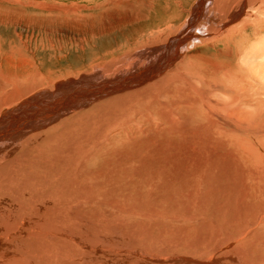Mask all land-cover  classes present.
<instances>
[{"label":"rangeland","instance_id":"rangeland-1","mask_svg":"<svg viewBox=\"0 0 264 264\" xmlns=\"http://www.w3.org/2000/svg\"><path fill=\"white\" fill-rule=\"evenodd\" d=\"M162 1L163 0H0V74L2 77L4 76L6 78L10 77L11 79H15L14 82L18 85H22L26 82L25 79H28L29 83H26L28 84V86H33V83L35 82L38 85L41 84L42 88H50V86L52 87V85L55 84L53 82L64 83L68 80L78 79L79 77L81 78V76H91L92 79H94L99 77L96 76L98 72H102L103 75L105 74L107 78H104L105 80L102 78L100 80H97L96 82H78V86L81 90L80 93L89 94L95 88L97 89L98 86H105L108 81H110L108 80V77L110 75V79H114L115 74L119 70L123 69L120 65L124 64L123 67H125L126 65L128 66L129 64H131L128 67H132L133 63H135L132 60L138 57V55L135 54L136 52H143V50L146 51L153 45L168 42V38L171 34L175 35L178 32L179 28L181 30L185 29L186 24L190 23L191 20L193 27L195 28L191 30V33L195 35L197 34L198 37H204L202 35H204L205 33L204 28L199 25L200 22L201 24L203 22V25L206 22V24H208L209 26L211 25V27H215L219 30L221 29L222 31L224 30L223 28L225 26L228 27L233 25V27L235 26V29L233 30V35L231 34L232 37L231 35L225 36V38H222V41L219 40L214 44L210 43L211 45L207 44L206 42L200 41V38L191 39L186 40L184 45L179 47V52L180 54H182L181 56H183V53L184 56L189 54L190 56L193 55V59H187L184 61L185 63L183 62L181 64L184 70H178L177 74L175 72V75L177 77L180 78L181 76H185L187 74L186 78L192 77V79L195 81L193 77L198 76L200 72L204 71L203 73L207 72V77H205L208 79V82L212 83V81H214L212 84L210 83L211 85L209 84V86L215 87V84H217L218 88H223V93H221V91L217 94L212 93V95L208 91V87L206 88L208 82L207 84L205 83V89L207 90L206 95L202 93V98L195 97L197 105L196 108L199 110L201 109L202 112H193L192 116L188 112H185L187 114L183 118V123H180V125H183L185 128H187L186 130L188 133L189 131H193L194 129L195 132L200 128H211L213 124L214 125L212 128H220L221 126V128L226 129H229V125L243 128L246 127L245 124H249L250 126H252V132L250 133L251 135H243V139H236L233 142L224 141L223 137L222 140H215L217 142L219 141V143L214 142L213 146L215 143L216 145H219L218 148L221 146V150L214 146V149L219 151L217 152L215 150V152L217 153H209L206 150L204 151V147H202L203 145L200 143L201 147H199L200 144L197 143L198 141L194 140L196 142L194 144V141L191 140L193 144H190V141H188L190 139H183L184 137L181 136L175 137V140H172L173 145L171 146L173 147V150H171V152H168L170 154V160L165 156L161 157L162 163H166V165L161 167V177L163 179L162 183L159 182V184L156 186L161 187V185H164L163 188H155V190L152 191L153 187H151L147 181H145V183L142 182L137 188L133 187L127 189L125 193L126 195L129 192L131 193L132 189H136V193L132 192V194H129L130 199H127L128 201H123L122 197L121 199H119V197L114 194L117 193V195H119L120 193L118 194V192L107 191L106 195H108V193L109 195L106 197L110 198H108L109 200H107L106 198V200L109 204H113H111V206H108L109 204H107V208L109 211L108 214L109 216H112V219H110L111 217L106 214L107 210L104 211L105 214H100L99 211L102 210L101 208V210L97 209L98 211L94 209L96 202H93V210H96V212L94 211V213L92 210L94 215L87 214V217L86 214H84L85 216L81 214V216L86 219L84 220L82 218L84 222H81L82 219L78 218L80 219L79 222L78 220L77 223L75 221L76 224L73 223V225H75L73 227V225L65 224V220L60 221L61 232L59 236H61L62 238H59L61 242L58 241V244L54 245L56 247H48L43 242V239L40 236L28 235L27 239H24L26 238V235L19 236L21 237V241L18 240V237H16L19 242H17V240L13 241L12 239V241L16 245L10 241L8 242V239H5L4 236H2L5 240L3 241L4 243H0L1 264H4L5 261L7 262H5L6 264H257L254 263V261H258L254 260L256 256H252L253 254H251L248 249H241V252L243 253H239L240 248L236 247V244H234L231 240L232 236L234 235L232 233L234 232L238 234L240 229L242 228H239V230L237 231L236 229H230L226 226V220H224L225 218L223 217L227 215V210H221L223 206H225L223 208H226V204L223 201L224 199L221 197H224L225 191L229 192V185H236V187L239 186L238 188H240L241 183H243V185L245 186V193L247 194L249 192L247 194L248 196L249 194H253L258 187L256 185V182L254 183V175L256 172L261 171L264 167V72L261 71V73H263V80H261V78L259 79V76L261 77V73L259 70L264 69V59L262 60L260 57H258V55L261 54L260 52L264 53V0H247V3H245V1L243 2L242 0H203V2L202 0H169V6L167 7L165 15L163 17L162 15L158 16L157 19L155 14L159 9L162 10ZM241 1L243 2L242 6H240ZM239 7L245 10L246 15L235 19L236 22L235 20H229V17H233L235 14H237L235 12L238 11L237 9ZM194 11H197L196 14ZM194 20L195 22H193ZM236 23L237 25H235ZM240 27L243 29V31ZM229 37L231 38L229 39ZM233 37H236V39H234ZM176 38L178 39V36L173 37V39L169 41L170 45L168 44L166 46L167 51L163 50L162 47L152 49L149 52L151 54L149 56L150 60L149 57H147V59L143 61L146 62L144 63L146 64V66L145 68L141 69L142 71L139 73L141 75L145 73L150 67L149 64L151 62L154 64L158 62L159 59H165L168 54L167 52L169 50V47H173L176 44L174 41L176 40ZM172 44L174 45L172 46ZM194 45L195 47H193ZM255 46L258 49L257 51ZM172 49L173 48H171V50ZM251 50L253 51L252 53H257V56H253L254 58H250L251 60H256H252V62H257L253 65L249 64L252 62L250 59H248V55L251 54L248 51L251 52ZM188 51L191 52L188 53ZM181 56L178 57L177 61L180 60V58L184 57ZM242 56L246 59V61H243L244 58H242ZM238 59H242V62H240ZM119 61H121L120 64H118ZM238 62L240 64H238ZM246 62L249 63L247 64ZM218 63L222 64L223 67ZM184 65L186 67L188 66L189 68L187 67L186 69ZM211 65L214 71H229L228 74L230 72L233 74L232 75L230 73L231 77L237 75L236 78H231L232 80H235L233 81L234 84H232L233 82H229L223 86V80L220 81L219 77H215V79L212 75L209 74L210 71L213 72ZM238 65L239 67L237 68ZM252 66L257 67L255 68V70H250L249 68ZM231 67L233 70L231 69ZM130 70L129 72H126L129 74H127L128 76H130L133 72ZM125 74H122L121 76L126 77L127 75ZM211 76L212 79L214 78L213 80L210 79ZM236 82H238V84L241 83L239 84L240 86ZM195 83L197 86L199 85L201 89H204L203 86H201L202 82L201 84L199 82ZM238 87L239 89H237ZM42 88L40 87L37 89ZM47 90L48 89H44L41 91L44 92ZM49 94H51L50 98H55V95H58L59 91H55L54 93ZM67 95L69 94L67 93ZM36 97L37 96L31 97L29 100V104L28 102L27 104L31 105L35 101L49 100L47 98L38 99V97ZM58 98H60V96ZM199 102L202 104L201 106ZM209 103L213 104L214 107L208 105ZM226 105L229 107L232 106L231 110H234L236 112V116L234 117V119H225L226 116L222 117L223 114L218 113V107L222 106L223 109L224 107H226ZM25 106L23 107V110L26 108ZM197 109L195 111H198ZM16 111L18 110L12 112L16 113ZM244 112L246 114H244ZM31 113L34 114L35 112H31V110L29 112L26 111V114ZM36 113H38V111H36ZM69 113L68 115H70ZM248 113H251V116L249 115L248 118H245L247 117L245 115H248ZM252 113L253 115H256L255 118L252 117ZM175 117L179 118L180 116L175 115L174 118ZM177 118L175 119L178 120ZM146 122L147 123H145V125H148V128H151V130L146 128L144 122L135 123V127L139 125V128L140 125H142V127L145 128H139L143 129V131H141V135L137 134V141L147 135H149V137H157L159 135L158 137L160 138L159 133L163 131V136H161V138L165 139L166 136L167 141L168 134L166 133L165 126L162 122H158L155 119L154 121L153 119H151V122L149 121L150 123L148 121ZM191 122L194 123V125L191 124ZM12 126H14L13 123L10 125L9 130H4L5 132L3 133V135H5V133L9 131L14 132L15 129H10ZM161 127L164 130H161ZM158 129H160V132ZM146 131H149L151 135ZM257 133L258 135L262 136L258 137ZM109 137L110 136H107L108 139H106V141L104 140L105 137L104 139L102 138L103 140L101 139L100 142L108 143ZM178 137H181L180 139H182H179L180 142L178 140ZM224 138L225 140H228L226 137ZM187 146H189L191 150H188L189 147ZM195 150L198 151L196 152ZM117 151L124 152L126 150L117 149ZM192 151H195V154ZM200 152L203 154H201ZM208 154H210V156ZM6 155H8V153H6ZM203 155L205 157L204 159ZM205 155H207L208 158H206ZM185 157L186 159H184ZM4 158L7 159L6 157ZM208 159H210V161ZM205 160L207 163H205ZM216 163H218L219 165ZM200 166H202V168ZM222 166L233 167V169H230L234 171L238 170V175L233 176L230 174L229 182L221 181V179L219 178V170L221 172L223 170L217 168ZM211 167L213 169H210ZM146 172L147 170H145V173ZM203 172L205 174H203ZM198 173L201 176L202 174L204 175L201 177V180L203 178L205 182L203 180V183L197 181ZM214 175L217 176V179L214 177ZM212 177L215 179H212ZM208 178H210L212 182H214V184H211L210 188L208 187L206 182ZM191 181H194V183ZM170 182L174 184L173 188H170ZM91 185L93 186V184ZM208 190H212L213 194H209ZM221 192L223 193V195ZM94 193L96 194V192ZM92 195L93 196L91 197L93 198V201L104 199L100 198L99 196H97L99 197L97 198L94 194ZM100 196H102V194H100ZM154 198L157 199L155 200ZM117 199L121 201L119 202L117 201ZM135 201H138L139 203L141 202V207L143 206V208H137L139 212H133L135 214L131 212V214L129 212L128 214H126V209L130 211L129 207V209L126 208L127 205L136 206ZM119 203H122L124 205ZM180 204H183L182 207L184 206V210L183 208H180ZM115 206H118L117 209ZM111 207L114 208L111 209ZM151 208L162 210H158L159 213H156L157 215L153 217L154 221H152V218L151 220H147L145 215L142 214L145 213L146 210L149 211V209ZM209 208H213L214 210H210ZM120 209L123 211V213ZM182 210L183 212H181ZM166 211L170 212L171 215L168 214L167 216L166 214H164L166 213ZM186 211L189 212V215H186L187 213L184 215V212ZM97 212L99 215H96ZM118 212L119 215H117ZM136 212H141L140 217L142 218L143 216L144 218H146L145 221L143 218L140 219L139 215L136 216ZM161 212L163 214H161ZM213 212L215 216L213 215ZM201 213L203 216H200ZM103 215H107L109 218L107 216H104L103 218ZM124 215H126V217ZM182 215L184 216V218H182ZM208 215H211L212 218H209ZM219 215L220 217L221 215H224L222 217L223 219L220 218ZM89 216H95L94 218L99 219L97 220V222L94 221L95 223H92L93 220L96 219L92 218V220L91 217L88 218ZM133 216L136 217L132 218ZM169 216H177L179 218V222L169 223L170 220H167ZM204 216L207 219L204 218ZM196 217L199 218L197 219ZM102 218L105 221L102 220ZM126 218H128L129 221ZM195 218L196 222L200 220L198 221V223L201 225L197 226ZM89 219L92 221H90ZM216 219H218V222L216 221ZM113 220L115 221V224ZM136 220L138 221V223ZM87 221L91 223H87ZM134 221L137 223V225H135ZM219 221L220 223L221 221L223 222L221 223L222 225H218ZM44 222H46L48 225L51 224L47 220H45ZM104 222L105 224L107 222L108 224L113 225L106 224L105 227L103 226L104 228H102V226L100 225H104ZM192 222H194V225ZM184 223L186 225L188 223V225H191L192 227L198 229L190 227L191 229H187L188 231L184 229L185 231L182 230L181 233L182 227L180 226V224L183 225ZM85 224H87V226H85ZM139 224H141L142 226H140ZM223 224H225L224 227H227L229 229H224L223 227L222 230L221 227L223 226ZM79 225L81 228H79ZM95 225L99 226L100 228L98 227V229L96 230L97 226ZM133 226H135L134 229ZM143 227L144 229H141ZM76 228L79 229L76 230ZM203 228H206L207 230H202ZM213 228L216 230H213ZM81 229L83 230L82 233ZM118 229L121 230L118 231ZM244 229L246 230L247 228L244 227ZM179 230L180 233H178ZM228 230H230V232H228ZM69 231L70 235L69 237H67ZM78 231L80 232L78 233ZM194 231L196 232L195 234ZM202 231L205 232L202 233ZM214 231H216L217 235ZM221 231L224 232L221 233ZM64 232L65 234L67 232V236L64 234ZM74 232L77 235L74 234ZM208 232L210 233V235L208 236L209 238L206 237L209 234ZM83 233L85 234V236L83 235ZM192 233L196 236H191ZM197 233H199L200 237H197ZM212 233L213 235H211ZM225 233L226 237L224 238ZM61 234H64L63 236L66 239H64ZM220 234L221 236H219ZM203 235H205V238L203 237ZM228 235L230 238H228ZM189 236L190 239L188 238ZM234 236H236V234ZM87 238H89V240ZM22 240H25L26 242L24 243ZM49 242H51V240L47 241V244L51 246ZM21 243H23L24 246ZM231 244L233 246L235 245L234 251L232 250L233 246ZM27 245H29V248L26 247ZM31 247L33 248L31 249ZM32 250L35 251L32 252ZM246 251L248 253H246ZM251 251L254 252V250ZM58 252L60 253V257H58ZM52 256L54 258H51ZM41 258L42 260H40Z\"/></svg>","mask_w":264,"mask_h":264},{"label":"bare ground","instance_id":"bare-ground-1","mask_svg":"<svg viewBox=\"0 0 264 264\" xmlns=\"http://www.w3.org/2000/svg\"><path fill=\"white\" fill-rule=\"evenodd\" d=\"M242 1L243 2L245 1V3H247L246 2L247 0H242ZM242 1L240 2V6H242V3H243ZM168 2H169V0H163L162 1V4H161L162 10L159 9L155 14L157 19H158V16L162 15V17H163L165 15L167 7L169 6ZM202 2H203V0H202ZM215 5H216V2H215ZM237 10L238 11L235 12L237 14H235L233 17H229V20L234 21L235 19H238V18L246 15L245 10L243 8L239 7ZM194 12L196 14L197 11H194ZM192 19H194V18H192ZM201 20H203V19H201ZM167 21H170V20H167ZM185 21H184V24H185ZM197 21H199V20H197ZM193 22H195V20ZM235 22H236V20H235ZM167 23H169V22H167ZM167 23H165V24H167ZM198 23H196V24H198ZM199 25L201 27H203L205 30L204 35H202L204 37H198L197 34L195 35V34L191 33V30L195 29L193 27L192 20H191L190 23L186 24L185 29L181 30L179 28L178 32L176 31L177 33L175 35L171 34L170 37L168 36L169 37L168 42L153 45V46L149 47L148 50H146V51L143 50V52H136L135 54H137L138 57H136L135 59L132 60L133 62H135V63H133L132 67H130V68L128 67L131 64H129L128 66L126 65L125 67H123L124 64L120 65V66H122L123 69L119 70L115 74L114 79H110L111 78V75H110L108 77V80H110V81H108V83L105 86L104 85L98 86L97 89L95 88L89 94L80 93L81 90L78 86V82L79 81L96 82L97 80H100L102 78L107 79L105 74L103 75L102 72L101 73L98 72V74L96 76H99V77L94 78V79H92L91 76L90 77L81 76V78L79 77L78 79L68 80L64 83L63 82L62 83L53 82L55 84H53L52 87L50 86V88H46V87L42 88L41 84L38 85L35 82L33 83V86H31V85L28 86V84H26V83H29L28 79H25L26 82L23 81L25 83H23L22 85H18L14 82L15 79H11L10 77L6 78L4 76L2 77L0 74V243H4L3 241L5 239H8V242L10 241V242L14 243L13 241L17 240L16 237H18V240H20L21 237H19V236L26 235V238H24V239H27L28 235H34V236H40L43 239V242L48 247H56L54 245L58 244V241H60L59 238L61 237V236H59L60 232H61V229H60V221L61 220H65V224L73 225V223L74 224L77 223V220L79 222V220L83 218L81 216V214H83V216H85L84 214H86V217H87V214H93L94 215L96 210L100 209V208L102 209V210L100 209L101 211H99L100 214L101 213L103 214L104 211L107 210L106 214L109 216V214H108L109 211L107 208V204H109V203L107 200H109L108 198H110V197H106L109 195V193H108V195H106L107 191L108 192H111V191L118 192V194L120 193L119 195H117V193H114V194L117 197H119V199H121V197H122L123 201H128L127 199H130L129 194H132V192H135L136 189H132L131 190L132 192L131 193L129 192L126 195L125 193H126L127 189L133 188V187L137 188L139 186V184H141L142 182L145 183V181H147L149 183V185L151 187H153L152 191H154L155 188H157V189L161 188V187L163 188L164 185H161V187L156 186L159 184V182L162 183L163 179L161 177L162 176V172H161L162 168L161 167L166 165V163H162L161 157L165 156L170 160V154L168 152H171V150H173L172 149L173 147H171L173 145L172 140H175L174 138L177 136L184 137L183 139H190V140H188V141H190V144L191 143L193 144V142H191V140L198 141L197 143H199V144L201 143L203 145L202 147H204L203 148L204 151L206 150L209 153H217L219 151L214 149L215 148L214 146H216L218 148L219 145L218 144L216 145V143H215L213 146V143L217 142L215 140H217V139L222 140V137H223L224 141L233 142L236 139H243V135L247 136L252 132V130H251L252 126H250L249 124L248 125L245 124L246 127H243V128L229 125V127H228L229 129L221 128V126H220V128L219 127L212 128L214 125L213 124L211 128H209V127L208 128L206 127L207 129L206 128L205 129L200 128V129L196 130L195 132H194V130H195L194 129L193 131H189L188 133L186 130L187 128H185L183 125H180V123H183V118L187 114L185 112H188L191 116L193 115V112L194 113H197V112L201 113L202 112L201 109L199 110L196 108L197 105H196L195 97H199V98L201 97L202 98V95H201L202 93H204L206 95L207 90L205 89V86L208 82V79L206 78L207 72L203 73L204 71H202V72L199 71L200 73L198 74V76H195L196 78L193 77L195 79V81L192 79V77L186 78L187 74L185 76H181L180 78L175 75V72L177 74L178 70L183 69L182 68L183 66L181 64L185 60L190 59V58L193 59L192 58L193 55L190 56L189 54H187L184 56V53H183L184 57L181 56L182 54H180V52H179V47L184 45L186 40L199 39V38H200L199 40L202 42H206L207 44H210V43L214 44V43L218 42L219 40L222 41V38L223 37L225 38V36H230L231 34L233 35V32H234L233 30L235 29V26L233 27V25L228 26V27L225 26L226 28L224 27L223 31L221 29L219 30L215 27H211V25L209 26L208 24H206V22L204 23V25H203V22H202V24L200 22ZM235 25H237V23ZM243 26H248V25H243ZM242 31H243V29H242ZM238 33H239V31H238ZM232 35H231V37H232ZM175 36H178V39L176 38V40H174L176 44L174 43L175 45L172 44V46L174 45L173 47H169V50L167 52L168 54L165 57V59L164 58L159 59V60L156 59V60H158V62H156L154 64L151 62L152 64L151 63L149 64L150 67L148 68V70L141 75L139 72L142 71L141 69L145 68L146 64H144V63H146V62H143V61H145L147 59V57H149L151 55L149 52L152 49L157 48V47H162L163 50H166V48H167L166 46L169 44V41L172 40L173 37H175ZM205 37L207 40L205 39ZM231 37H229V39ZM160 38H162V37H160ZM234 39H236V37ZM193 47H195V45ZM171 48H173V49L171 50ZM249 48H251V47H249ZM255 48H256V46H255ZM196 49H197V47H196ZM252 50H251V52L248 51L249 53H251L248 55V57H249V58L247 57L248 59L252 58L253 56H257V53L256 52L252 53L253 52ZM257 50L258 49L256 48V51ZM190 52L188 51V53H190ZM193 53H194V50H193ZM260 53L261 54H259L258 57H260L263 60L264 59V53L263 52H260ZM242 55H244V54H242ZM250 55H252V56H250ZM180 56L183 58H180V60L177 61L178 57H180ZM239 57H241V56H239ZM157 58H160V57H157ZM242 58H244V57L242 56ZM149 60H150V57H149ZM241 60H239V61L242 62ZM250 60H247V61H250ZM252 60H251V62H252ZM243 61H246V59L244 58ZM253 61H256V60L254 59ZM120 63H121V61H119L118 64H120ZM243 63H245V62H243ZM246 63L248 64L249 62H246ZM254 63H257V62H252L249 64L253 65ZM238 64H240V63L238 62ZM185 65H184V67H186ZM219 65H222V64H219ZM241 66H242V64H241ZM187 67H186V69H187ZM191 67H193V66H191ZM222 67H223V65H222ZM238 67H239V65L237 66V68ZM256 67L257 66H252L249 69L255 70ZM131 68H133V69H131ZM211 68H212V65H211ZM231 69H232V67H231ZM243 69H244V67H243ZM129 70L133 71L132 72L133 74L130 72L131 73L130 76H128L129 74L126 73V72H129ZM259 71H260V73H261V71L264 72V69L259 70ZM210 72H209V74L212 75L214 78L219 77L220 81L221 80L224 81V83L222 82L223 86L226 83L235 81L232 79L236 78V76H237L236 75L234 77H231L230 76L231 72L228 74L229 71L228 72L217 71V70L214 71V69H213V72H211V73ZM122 74H125V75L128 74V75L125 77V76H121ZM262 74L263 73L260 74L261 77L259 76V79L261 78V80H263ZM212 76L210 79H212ZM208 78H209V76H208ZM237 79H238V77H237ZM246 79H247V77H246ZM47 82H49V81H47ZM195 82H199L200 84L202 82L201 86H203L204 89H201V87L198 85L200 87L199 88ZM213 82L214 81H212V83ZM246 82H247V80H246ZM199 83H197V84H199ZM210 83L211 82H208V85L206 86V88L208 87L207 89L211 94L212 93L217 94V93L222 91L223 88H218L217 84H215L216 85L215 87L209 86ZM236 83L238 84V82H236ZM232 84H234V82ZM239 84H241V83H239ZM40 87L42 89H37ZM44 89H48L49 91L47 90L48 92L47 91L42 92L41 90H44ZM237 89H239V87ZM55 91H59V94L55 95L56 96L55 98H50L51 94H49V93H54ZM67 93L69 95H67ZM221 93H223V91ZM65 95H67V96H65ZM34 96H37L38 99H40V98L46 99L47 98L49 100L48 101H45V100L35 101L31 105H28L30 98L34 97ZM59 96H60V98H58ZM27 102H28V104H27ZM210 103H212V102H210ZM210 103L208 105L214 107V105L210 104ZM199 104H200V106L202 105L200 102H199ZM24 106L26 108L23 110ZM196 109L198 111H195ZM231 109H232V106L229 107L226 105V107H224L223 109H222V106H220V107H218V113L223 114L222 117L226 116L225 119L226 118H229V119L233 118L234 119V117L236 116L235 115L236 112L234 110H231ZM15 110H18V111H16V113L12 112ZM30 110H31V112H35V113L34 114H32V113L26 114V111L29 112ZM76 110H78V111H76ZM36 111H38V113H36ZM41 111H43V112H41ZM73 111H75V112H73ZM205 111H206V109H205ZM69 112H71V113H69ZM11 113H13V114H11ZM68 113L70 115H68ZM244 114H246V113L244 112ZM175 115H177V116L179 115L181 117V118L179 117L180 119L175 117L179 121L174 118ZM241 115H242V113H241ZM249 115L251 116V113H248V115H245V116H247L245 118H248ZM252 115H253V113H252ZM255 116L256 115L254 114L252 117L255 118ZM243 118H244V116H243ZM151 119H153V121L155 119L156 121L162 122L164 124L165 129H166V133L168 134L167 135L168 136L167 141H166V136H165V139L161 138V136H163L164 131L161 132L162 135H161V133H159L160 138L158 137L159 135L157 136L158 138L155 136L149 137V135H147L144 138H141L139 141H137V139H136L137 134L141 135V133H142L141 131H143V129H145V128H143L142 125H140V127L143 129H139L140 128V127L138 128L139 125H137L135 127V123L144 122V125H145V123H147L146 121L151 122ZM247 120H249V119H247ZM12 123L14 124V126H12L10 129H15L14 132L9 131V132L5 133V135H3V133L5 132L4 130H9V127ZM191 124L194 125V123H192V122H191ZM226 125H227V123H226ZM195 126H196V124H195ZM146 128H148V125L146 126ZM155 128H156V126H155ZM148 129L151 130V128H148ZM158 130L160 132V129H158ZM161 130H164V129H162V127H161ZM149 131L148 132L146 131V132L151 135V133ZM259 133H260V131H259ZM257 135H258V133H257ZM107 136H110L109 141H111V142H109V141H108V143L100 142L102 138L104 139V137H105L104 140L106 141V139H108ZM260 136H262V135H258V137H260ZM181 137H178V140ZM224 137H226L228 140H225ZM180 140H182V139H180ZM180 140H179V142H180ZM195 141H194V144L196 143ZM217 143H219V141ZM201 144L199 147H201ZM189 146H187V147H189ZM187 147H186V149H187ZM220 147L218 148L219 150H221ZM117 149H121V150L125 149L126 151L121 152V151H117ZM189 149H190V147L188 148V150ZM215 150L217 152H215ZM195 151L197 152L198 150H195ZM195 151H192V152H194V154H195ZM6 153H8V155H6ZM244 153H245V151H244ZM201 154H203V153H201ZM208 155L210 156V154H208ZM3 156L6 158L8 156L9 157L7 159H5ZM183 156H184V154H183ZM199 156H202V155H199ZM205 156H206V158H208L207 155H205ZM204 158L205 157L203 155V159ZM178 159H179V157H178ZM184 159H186V157ZM208 160L210 161V159H208ZM205 163H207L206 160H205ZM218 163H220V162H218ZM218 163H216V164H218ZM199 164H200V162H199ZM212 164H213V162H212ZM210 165H211V163H210ZM225 165H223V166H225ZM223 166L217 168V169L223 170L222 172L219 170V172H220L219 178L221 179V181L229 182L230 174L233 176L238 175L237 174L238 170L234 171V170H232L233 167H229V166L223 167ZM200 167L202 168V166H200ZM230 168H232V169H230ZM263 168L261 171L256 172L254 175V178H253L254 183L256 182V185L258 187L256 188V191L253 194H249V196H248L247 194L249 192L247 194L245 193V186L243 185V183L240 184V188H238L239 186L236 187V185H234V186L229 185V192L225 191L224 197H221L224 199L223 201L226 204V208H223L225 206L222 207L223 209L220 207L222 211L227 210L226 211L227 215L226 216L223 215L224 217L222 215L220 217V215H219L220 218H222V217L225 218L224 219V220H226L225 224L230 229L231 228L236 229L237 231L239 230V228L243 229V231H242V229H240L238 234L231 232L234 235L236 234V236H234V235L232 236L231 240L233 241L234 244H236V247L240 248L239 253L241 252V249L242 250L248 249V251L251 254H253L252 256H256V258L254 260H258V261H254V263H257V264H264V213H263L264 212V169ZM210 169H213V168L211 167ZM145 170H147L146 173H145ZM216 171H218V170H216ZM226 172H227V174H226ZM203 174H205V173L203 172ZM203 174H202V176H204ZM202 176L198 173V176H197L198 182L203 183L202 182L203 178L201 180ZM214 177L217 179V176L214 175ZM215 178L212 177V179H215ZM227 178H228V180H227ZM216 181H218V180H216ZM191 182L194 183V181H191ZM206 182H207V185L209 188L211 187V184H214V182H212V180L210 178H208L206 180ZM218 182H220V181H218ZM237 183H239V182H237ZM91 184H93V186ZM173 185H174L173 183H171V182L169 183L170 188H173ZM138 189H140V188H138ZM94 192H96V194ZM208 193L213 194L212 190H208ZM92 194H94L95 197L99 196L100 198H104L105 200L104 199H98V201H93L92 200L93 198L91 197V196H93ZM100 194H102V196H100ZM209 194H206V195H209ZM222 195H223V193H222ZM164 196H163V198H164ZM99 197H97V198H99ZM144 197H145V195H144ZM106 198H107V200H106ZM113 199H116V198H113ZM119 199H117V201H119ZM93 202L94 203L96 202L95 206H94ZM135 202H136L135 203L136 206H134V205L128 206L127 205L126 208L129 207L130 211H128L126 208H124L127 211L126 214H128V212L133 213L135 211H138L137 208H140L142 203L140 202L141 203L140 204L138 201H135ZM111 204H109L108 206H111ZM119 204H122V203H119ZM147 204H148V202H147ZM173 204H174V202H173ZM216 204H217V202H216ZM122 205H124V204H122ZM182 205L180 204V206H181L180 208L184 207V206L182 207ZM93 206L95 207L94 209H96V210H93ZM117 207H116V209H117ZM175 207H173V208H175ZM112 208H114V207H111V209ZM141 208H143V206ZM166 209H169V208H166ZM212 209H210V210H212ZM92 210H93V212L94 211L95 212L93 213ZM158 210H160V209H158ZM158 210L151 208V209H149V211L146 210V212L142 213V214L145 215L147 220L148 219L151 220V218H152V221H154L153 217L157 215L156 213H159ZM183 210H184V208H183ZM183 210L181 212H183ZM189 210H190V208H189ZM113 211H114V209H113ZM160 211H162V210H160ZM116 212H114V213H116ZM192 212H194V211H192ZM206 212H208V211H206ZM214 212H216V211H214ZM214 212H213V215L215 216ZM122 213H123V211H122ZM140 213H137L136 216L139 215V217H140L141 216ZM97 214H98V212L96 213V215ZM133 214H135V213H133ZM161 214H163V213L161 212ZM164 214H166L167 216H168V214L171 215V213L168 211H166V213H164ZM185 214L189 215V212L186 211V212H184V215ZM208 214H210V213H208ZM107 215H103V218H104V216H107ZM117 215H119V212ZM206 215H207V213H206ZM211 215H212V213H211ZM211 215L210 216L208 215L209 218H212ZM217 215H216V217H217ZM124 216L126 217V215H124ZM128 216H130V215H128ZM136 216H133L132 218H134ZM190 216H188V217H190ZM200 216H203L202 213ZM90 217H91V219L94 218L92 216H89L88 218H90ZM109 217H111L110 219H112V216H109ZM78 218H80V219H78ZM103 218H102V220H104ZM132 218H130V219H132ZM142 218L145 221L146 218H144L143 216H142ZM142 218L140 217V219H142ZM182 218H184V216ZM191 218H194V217H191ZM196 218L198 219L199 217H196ZM196 218H195V222H196ZM204 218H206V217L204 216ZM83 219L81 220V222H84ZM94 219H96V218H94ZM98 219H96V220L92 219L93 220L92 223H95L94 221L97 222ZM114 219H116V218H114ZM126 219H128V218H126ZM45 220L49 221L51 224L48 225L46 222H44ZM84 220H86V219H84ZM92 220H90V221H92ZM167 220L168 221L170 220L169 223H176V222L178 223L179 222V218L177 216H169V218ZM217 220L218 219H216V221ZM224 220H222V221H224ZM75 221H76V223H75ZM128 221H129V219H128ZM168 221H166V222H168ZM192 221H194V220H192ZM198 221H200V220H198ZM198 221L196 222L197 226L201 225L198 223ZM222 221H221V223H223ZM139 222H140V220H139ZM87 223H91V222L87 221ZM137 223H138V221H137ZM137 223L135 222V225H137ZM142 223H144V222H142ZM192 223L194 225V222H192ZM221 223L219 221L218 225ZM106 224L107 225H113V224H108L107 222H106ZM106 224L104 222V225H100V224L99 225L102 226V228H104ZM114 224H115V221H114ZM141 224H139V225L142 226ZM225 224H223L221 229L224 227ZM213 225H215V224H213ZM74 226L75 225H73V227ZM81 226H83V225H81ZM85 226H87V224H85ZM95 226H97V225H95ZM180 226L182 227L181 233H182V230L191 229L190 227H192L191 225H188V223H187V225L185 223L183 225L180 224ZM98 227L99 226H97L96 230L98 229ZM110 227H112V226H110ZM227 227H224V229ZM244 227H246L247 229L245 230ZM79 228H81L80 225H79ZM79 228H76V230ZM134 228H135V226H133V229ZM192 228H194V227H192ZM214 228H216V227H214ZM214 228H213V230L218 229V228H216V229H214ZM229 228H227V229H229ZM138 229H139V227H138ZM141 229H144V227ZM194 229H198V228H194ZM205 229L203 228L202 230H205ZM120 230L118 229V231H120ZM132 231H131V233H132ZM231 231H233V230H231ZM79 232L80 231H78V233ZM82 232H83V230L81 231V233ZM198 232H200V231H198ZM204 232L202 231V233H204ZM214 232L217 235L216 231H214ZM222 232H224V231H221V233ZM228 232H230V230H228ZM68 233L69 234L67 236V232H66V234L64 232V234L67 237H69L70 231ZM178 233H180V230ZM195 233L196 232L194 231V234ZM202 233H201V236H202ZM226 233H225L224 238L226 237ZM74 234H76V233L74 232ZM194 234L192 233L191 236ZM83 235L85 236L84 233H83ZM97 235H98V233H97ZM197 235H198L197 237H200L199 233H197ZM209 235H210V233L206 237H208ZM211 235H213V233ZM216 235H215V238H216ZM2 236H4L5 239ZM194 236H196V235H194ZM204 236L205 235H203V237ZM219 236H221V234ZM188 238L190 239V236ZM228 238H230L229 235H228ZM12 239H13V241H12ZM64 239H66V238L64 237ZM87 239L89 240V238H87ZM18 240H17V242H19ZM48 240H51V242H49L51 246H49L47 244ZM68 240H69V238H68ZM28 241H29V239H28ZM232 241H231V243H232ZM23 242L25 243L26 241L24 240ZM227 242H223V243H227ZM27 243H29V242H27ZM21 244H23V243H21ZM31 245H33V244H31ZM2 246H5V245H2ZM23 246H24V244H23ZM234 246L232 248L233 251H234ZM26 247L29 248V245H27ZM205 247H206V245H205ZM32 248L33 247H31V249ZM250 249L254 250V252L251 251ZM34 251L35 250H32V252H34ZM235 251H236V249H235ZM241 253H243V252H241ZM246 253H248V252L246 251ZM58 257H60V253H59ZM51 258H54V257L52 256ZM32 259H33V256H32ZM40 260H42V258ZM5 262H4V264L7 263V262L6 263ZM0 264H1V262H0Z\"/></svg>","mask_w":264,"mask_h":264}]
</instances>
